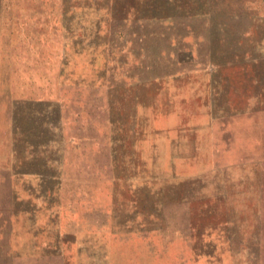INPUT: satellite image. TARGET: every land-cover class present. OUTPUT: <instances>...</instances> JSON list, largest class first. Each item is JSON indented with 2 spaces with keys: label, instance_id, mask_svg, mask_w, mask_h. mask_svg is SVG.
<instances>
[{
  "label": "rangeland",
  "instance_id": "obj_1",
  "mask_svg": "<svg viewBox=\"0 0 264 264\" xmlns=\"http://www.w3.org/2000/svg\"><path fill=\"white\" fill-rule=\"evenodd\" d=\"M179 1L0 0V264H264V0Z\"/></svg>",
  "mask_w": 264,
  "mask_h": 264
},
{
  "label": "trees",
  "instance_id": "obj_2",
  "mask_svg": "<svg viewBox=\"0 0 264 264\" xmlns=\"http://www.w3.org/2000/svg\"><path fill=\"white\" fill-rule=\"evenodd\" d=\"M171 3H173V4H177V5H181V3H180V1L179 0H169ZM154 18V19H153ZM153 18H151V19H145L146 21H151V22H154V23H159V21L160 20H162V19H164V18H161L160 16H155V17H153ZM156 18H160V19H156ZM132 21L134 20V19H131ZM170 25H174V24H176L177 22H176V20H174V19H171L170 18Z\"/></svg>",
  "mask_w": 264,
  "mask_h": 264
}]
</instances>
